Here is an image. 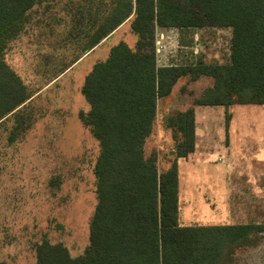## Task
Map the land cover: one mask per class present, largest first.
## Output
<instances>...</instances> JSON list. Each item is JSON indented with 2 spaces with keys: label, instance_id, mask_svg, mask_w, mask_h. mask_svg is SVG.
Here are the masks:
<instances>
[{
  "label": "rangeland",
  "instance_id": "obj_1",
  "mask_svg": "<svg viewBox=\"0 0 264 264\" xmlns=\"http://www.w3.org/2000/svg\"><path fill=\"white\" fill-rule=\"evenodd\" d=\"M112 2L41 0L5 48L4 61L31 97L0 121L3 264H36V247L44 240L63 245L72 258L89 244L96 205L93 169L100 148L79 119V113L89 110L81 88L93 65L105 61L112 47L124 43L133 50L137 41L127 20L83 54ZM230 38L228 29L157 30V64L226 63ZM202 78H181L159 100L144 156H155L160 174L177 165L180 226L247 223L238 211L251 207L249 194L256 199L245 219L264 226V106L202 108L197 115L209 114L216 141L193 156H175L166 119L192 108L193 100L213 85L212 78ZM191 158L197 162L192 164ZM232 190L239 191L235 202ZM252 238L256 244L236 250L227 264H264V232Z\"/></svg>",
  "mask_w": 264,
  "mask_h": 264
},
{
  "label": "trees",
  "instance_id": "obj_2",
  "mask_svg": "<svg viewBox=\"0 0 264 264\" xmlns=\"http://www.w3.org/2000/svg\"><path fill=\"white\" fill-rule=\"evenodd\" d=\"M40 1L0 0V121L31 97L3 55ZM100 20L83 54L127 20L137 41L133 50L124 43L112 47L81 88L89 110L79 119L100 148L89 244L72 258L63 245L44 240L36 264H227L236 250L256 244L252 235L264 226H180L176 165L158 173L144 143L158 100L183 77L213 79L194 105H264V0H113ZM204 28L231 29L227 63L158 66L157 30ZM166 124L175 156L187 157L194 150L193 111L177 112Z\"/></svg>",
  "mask_w": 264,
  "mask_h": 264
},
{
  "label": "crops",
  "instance_id": "obj_3",
  "mask_svg": "<svg viewBox=\"0 0 264 264\" xmlns=\"http://www.w3.org/2000/svg\"><path fill=\"white\" fill-rule=\"evenodd\" d=\"M216 29H220V28H216ZM222 29H228V31H230V33H231V29L230 28H222ZM200 30H202V29H200ZM195 39V38H194ZM231 39V38H230ZM196 40V39H195ZM197 43V42H196ZM198 47H200L199 46V44H198V46H196L195 48H194V50L196 49V51L198 50ZM195 54H196V52H194ZM200 54H197L196 56H197V58H198V56H199ZM228 60H229V54H228ZM228 62V61H227ZM226 62V63H227ZM206 64H209V63H206ZM224 64V63H223ZM200 77H203L202 79H206V78H208V77H206V76H200ZM199 77V78H200ZM197 80V79H196ZM208 87H211V86H208ZM207 87V88H208ZM174 88V87H173ZM206 89V88H205ZM204 89V90H205ZM173 90V89H172ZM203 90V91H204ZM203 91H202V93H203ZM201 93V94H202ZM201 94L197 97V98H199L200 96H201ZM197 98H195V99H197ZM163 99V98H162ZM194 99V100H195ZM194 100H193V103H192V108H190L192 111H193V115H194V150H193V152L192 153H190L188 156H193V154H194V152H195V150H197V149H200V151H204L206 148H208V147H210L209 145L211 144V142H213V141H216V139H215V137H217V135L213 132V130L211 129L212 127H213V125H212V120H209V114H206V113H202V112H200L199 113V116L197 115V111H201V109L202 108H207V107H209V108H216V107H222V106H198V105H194ZM158 102H159V100H158ZM158 102H157V113H156V117H157V114H158ZM233 106H235V105H233ZM239 106H248V105H239ZM254 106H264V105H254ZM232 107V106H231ZM223 108V107H222ZM228 108H230V107H228ZM228 108H225V110L226 109H228ZM186 111V110H185ZM197 116H198V118H197ZM155 117V118H156ZM228 117V121H229V119H230V116L228 115L227 116ZM196 118H197V121H196ZM155 121V120H154ZM153 125H154V123H153ZM152 130H153V127H152ZM152 132V131H151ZM151 134V133H150ZM149 137V136H148ZM197 146H198V148H197ZM201 161H203V160H201ZM195 162H197L195 159H193V158H191V163L192 164H194ZM199 163H201V162H199ZM203 164H204V162H202ZM176 165V164H175ZM156 166H157V164H156ZM172 166V165H171ZM176 168H177V165H176ZM158 170V169H157ZM239 191H236V190H232V201H234L235 202V200H236V193H238ZM239 194V193H238ZM248 198L249 199H252V202H251V207H246V208H241V209H239V211H238V215L244 220V221H246L247 223H244V224H253V223H249L248 222V220L249 219H245V215L249 212V209L250 208H252L253 207V201H255L254 199H256V198H254V197H251V195L249 194L248 195ZM237 200L239 201L240 199H239V196H238V198H237ZM236 212V211H235ZM251 222V221H250Z\"/></svg>",
  "mask_w": 264,
  "mask_h": 264
}]
</instances>
